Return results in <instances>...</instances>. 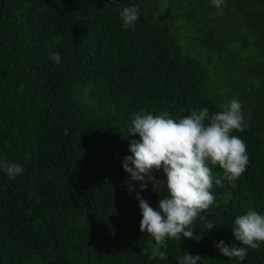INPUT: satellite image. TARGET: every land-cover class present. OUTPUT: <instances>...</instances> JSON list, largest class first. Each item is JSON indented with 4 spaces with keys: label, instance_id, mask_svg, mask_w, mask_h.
<instances>
[{
    "label": "trees",
    "instance_id": "1",
    "mask_svg": "<svg viewBox=\"0 0 264 264\" xmlns=\"http://www.w3.org/2000/svg\"><path fill=\"white\" fill-rule=\"evenodd\" d=\"M133 5L134 31L119 16ZM232 99L248 125L232 133L247 170L235 189L213 185L218 206L192 225L199 242L169 238L165 249L140 231L136 195L158 209L166 185L127 188L122 160L140 139L131 121L212 114ZM0 160L24 169L0 170V264H178L184 252L198 264H264V243L243 261L215 247L235 242L238 215L264 214V0H225L220 15L211 0H0ZM153 175L166 182L162 168Z\"/></svg>",
    "mask_w": 264,
    "mask_h": 264
},
{
    "label": "clouds",
    "instance_id": "2",
    "mask_svg": "<svg viewBox=\"0 0 264 264\" xmlns=\"http://www.w3.org/2000/svg\"><path fill=\"white\" fill-rule=\"evenodd\" d=\"M217 14H223L225 0H211ZM125 29L135 30L140 17L138 5L124 7L119 12ZM49 58L60 63V53L49 50ZM220 111L210 114L205 108L192 109L189 115L173 118L168 111L158 115L151 112L139 113L132 119L130 133L139 134V140L129 145L131 155L122 160L123 170L130 174L126 182L129 194L135 188L133 181L140 182L141 191L151 183L153 190L160 193V184L166 185L167 195L159 198L158 209L137 192L142 219L140 231L152 237L157 245L167 248V239H194L192 225L201 213L216 205V197L211 191L213 185L223 187L227 181L233 189L236 181L247 170L250 157L245 142L234 131L243 132L248 127L242 113V105L232 99L220 106ZM212 166H219L222 175L213 176ZM161 168L166 176L158 180L153 175ZM0 170L9 179L23 173L21 164L0 160ZM218 206V205H216ZM201 228L211 231L216 226L207 222ZM235 242L226 244L223 240L215 243L216 249L227 258L246 259L249 249H259L264 243V214L248 211L238 215L231 225ZM238 242V243H236ZM160 260H167V252L157 250ZM201 255L184 252L178 264H198Z\"/></svg>",
    "mask_w": 264,
    "mask_h": 264
},
{
    "label": "rangeland",
    "instance_id": "3",
    "mask_svg": "<svg viewBox=\"0 0 264 264\" xmlns=\"http://www.w3.org/2000/svg\"><path fill=\"white\" fill-rule=\"evenodd\" d=\"M181 25H183L181 27L183 32L182 31L180 32L181 37H183L182 38L183 40H187L186 37L189 34V31H190L189 27H190V25H187V23H185V22H182Z\"/></svg>",
    "mask_w": 264,
    "mask_h": 264
}]
</instances>
